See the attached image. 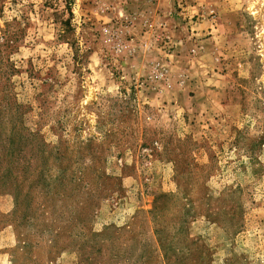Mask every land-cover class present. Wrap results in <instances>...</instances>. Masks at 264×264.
<instances>
[{
	"label": "rangeland",
	"instance_id": "obj_1",
	"mask_svg": "<svg viewBox=\"0 0 264 264\" xmlns=\"http://www.w3.org/2000/svg\"><path fill=\"white\" fill-rule=\"evenodd\" d=\"M0 264H264V0H0Z\"/></svg>",
	"mask_w": 264,
	"mask_h": 264
},
{
	"label": "crops",
	"instance_id": "obj_2",
	"mask_svg": "<svg viewBox=\"0 0 264 264\" xmlns=\"http://www.w3.org/2000/svg\"><path fill=\"white\" fill-rule=\"evenodd\" d=\"M152 18V17H151ZM148 15H141V16H137V19H136V21H135V23H137V28H139L138 27V25L139 26H141L142 28H143V23H142V21H145V20H147L148 22L149 21H152V19H151Z\"/></svg>",
	"mask_w": 264,
	"mask_h": 264
}]
</instances>
